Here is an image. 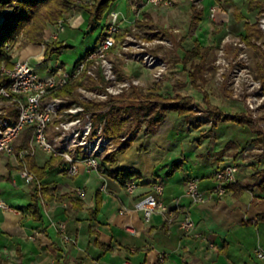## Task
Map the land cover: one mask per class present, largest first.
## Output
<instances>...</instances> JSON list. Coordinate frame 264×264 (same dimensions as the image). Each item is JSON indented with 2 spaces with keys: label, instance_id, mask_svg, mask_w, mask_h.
Returning a JSON list of instances; mask_svg holds the SVG:
<instances>
[{
  "label": "crops",
  "instance_id": "1",
  "mask_svg": "<svg viewBox=\"0 0 264 264\" xmlns=\"http://www.w3.org/2000/svg\"><path fill=\"white\" fill-rule=\"evenodd\" d=\"M214 1L207 0V5H212ZM183 2L190 5L189 28H199L201 21L194 26L191 21L194 11L202 10L189 0H173L175 15L184 8ZM132 3L137 4L140 20L134 21L120 14L122 31H132L143 39L162 37L173 45L171 36L175 40L184 37L186 46H190L188 43L191 40L192 44L194 38L199 40L196 35L193 39L187 34L176 36L168 28V21L163 19L160 12L162 5H154L149 0ZM157 14L161 17L160 23L156 22ZM225 21L224 12L218 13L215 23L218 24L217 32L221 34L217 42L226 32ZM153 24L156 27H152ZM137 28L142 29V33ZM176 58L168 57L181 66ZM116 63L120 78L137 77L142 81L139 86L142 92H148L156 82L138 61H124L118 57ZM36 67L38 70V65ZM49 70L46 69V73ZM163 79L158 81L161 92L166 94L162 90ZM149 81L152 84L146 90ZM178 83L173 86L175 90L187 86L186 82L184 85ZM237 102L242 112L247 113L243 104ZM164 114L166 116L150 134L146 135L143 129L140 137L147 139L148 145L157 144L161 149L151 157L152 168L146 170L149 174L147 178L141 175L136 160L123 158L136 139L126 150L116 154L117 161L112 170L139 174L134 180L137 185L132 194L124 190L114 175L102 177L95 172L86 173L82 165L79 172L71 176L66 172L65 162L47 167L45 175L35 181L36 185L27 184L20 175L23 164L30 169L27 158L22 161L1 153L0 195L21 212L0 208V259L6 264H121L125 259L130 264H264V258L257 257L255 252L257 246L264 250V194L255 186V174L264 168V151L251 142L255 134L244 146L232 140L223 145L217 137L227 121H216L215 124L203 122L196 128L191 125L193 120L187 121L173 110ZM180 130L186 133V147L177 143L181 141ZM21 135L15 144L19 143ZM205 139L209 140L208 145H205ZM143 140L137 146L135 142L139 151L144 150ZM29 157L30 162L43 166L50 156L37 150ZM237 157L246 158L247 163L243 168L239 166L236 181L221 197L214 196L205 203H193L185 194L187 179L196 178L199 187L207 191L214 186L212 175L215 169L235 163ZM190 164L191 167L188 166ZM102 182H106L105 191L99 189ZM154 182L163 186L159 198L167 209L156 211L146 220L140 211L135 210L134 203L150 192ZM35 186H45V194L39 202L40 218L34 216L28 207ZM78 187L85 189V198L81 201H77L73 194ZM56 195L64 198L59 201L53 198ZM98 200L99 206L94 213ZM121 209L125 212L120 213ZM186 214L195 222V228L188 233L179 227ZM58 222L65 224L67 241L57 228Z\"/></svg>",
  "mask_w": 264,
  "mask_h": 264
},
{
  "label": "built area",
  "instance_id": "2",
  "mask_svg": "<svg viewBox=\"0 0 264 264\" xmlns=\"http://www.w3.org/2000/svg\"><path fill=\"white\" fill-rule=\"evenodd\" d=\"M193 4L202 6V0H190ZM154 5L169 7L173 0H149ZM218 5L209 6L208 18L215 20ZM230 14L226 17V35L221 41L214 66L217 80L224 83L230 96L241 102L252 118L258 117V112L264 108V86L255 79L249 70V61L246 53V44L233 32ZM63 20L56 24V32L47 40L57 39L59 31L63 30ZM242 22H240V25ZM259 27L264 30V14L258 20ZM232 30V31H231ZM122 38L116 42L117 35ZM170 44L164 38L154 37L143 39L135 36L132 31H122L120 26V13L110 10L107 15L104 36L100 38L93 48L75 61L67 69L62 64H56L45 76H41L37 68L28 60L14 61L12 66H1V75L8 81L0 87V154L14 156L24 160L41 150L52 157L61 158L66 164V172L73 176L79 172L82 165L86 173L95 172L105 177L104 167L101 164L102 156L112 146V141L104 134L106 119L95 121V114L106 111L88 110L85 102H102L110 96L119 95L132 86L142 85L137 77L120 78L115 68L116 58L124 61H138L151 73L153 81L164 77L167 70V61L159 51L158 45ZM233 45L237 48V56L228 58L225 47ZM42 45L41 54L44 51ZM64 92V94H60ZM196 109V108H195ZM200 114V110L196 109ZM212 124V120L207 121ZM24 130L30 131L29 143L26 147L15 153V141ZM127 137L122 136L125 140ZM239 166L236 163L220 166L215 169L212 177L214 186L209 190H202L196 178L186 182L185 194L193 203H205L214 196L221 197L227 190V185L236 181ZM24 182L29 184L37 181L36 174L24 164L20 169ZM134 180L123 185L128 194L136 188ZM106 182L99 186L106 190ZM163 186L154 182L150 192L138 198L134 208L140 211L148 220L156 211H166V206L160 200ZM76 196L85 198V189H75ZM0 208L6 211L21 212L20 209L10 206L0 195ZM125 210L121 209L120 213ZM179 227L185 232L195 228V222L186 214L179 222ZM58 230L63 239L68 240L65 224L57 223ZM257 257L264 258V250L259 246L255 248ZM97 264V263H96ZM121 264H130L125 259Z\"/></svg>",
  "mask_w": 264,
  "mask_h": 264
},
{
  "label": "trees",
  "instance_id": "3",
  "mask_svg": "<svg viewBox=\"0 0 264 264\" xmlns=\"http://www.w3.org/2000/svg\"><path fill=\"white\" fill-rule=\"evenodd\" d=\"M115 1L116 0H93L91 5L88 6L78 5L75 0H0V70L2 65L12 66L14 63L12 53L10 52L12 47L18 49L20 46L26 44H41L45 47L43 51L44 59H49L54 53L66 47L67 44L58 38L51 40L44 39V29L50 25L56 26L60 19L65 21V19H63L65 14L71 13L79 6L89 14L88 24L90 30H93L98 26L97 20L104 15L106 10H108ZM218 1L219 0H215L214 3ZM224 1L228 2L227 0ZM218 3L222 5L221 1ZM246 4L249 11H256L258 13L264 11V0H247ZM230 5L233 4L230 3ZM232 12V28L251 48L254 62V74L261 80L262 86H264V51L255 45L252 40L253 38L260 37L261 31L256 21L250 22L245 20L244 15L235 6ZM202 18V11H194L191 21L192 26H194L197 21H201ZM240 22H242L241 25ZM105 27L106 23L101 27V33L96 38L95 43L104 36ZM216 31L218 30L216 29ZM171 37L174 41V48L176 51L175 57L179 59L183 70L186 71L188 82L194 88L201 89L206 80L204 74L209 67L208 57L214 47V43L202 45L198 39H195L190 46H186L183 42L184 37L179 40H175L173 36ZM121 38V34L117 35L116 42ZM173 60L175 63V59ZM115 68L117 71V63L115 64ZM7 81L8 78L5 75H1L0 71V87L5 85ZM178 85H184V83L179 82ZM201 91L203 92V100L209 110L208 114L211 116L216 113L213 124H215L216 121H232L248 127L255 134L251 142L261 147L262 151H264V130L257 126L256 119L245 112L230 114L222 111L219 107L210 103L208 94L203 89H201ZM84 105L88 110H101L107 108L106 111L95 114V121L101 118L106 119V124L103 129L104 134L115 142L117 148L113 150L112 154L104 156L101 160V164L104 167V173L114 175L122 185L127 181L137 179L139 176V174L134 171L111 169L117 161L116 154L126 150L133 141V137L122 140L120 137L122 133L137 132V130L144 125V133L146 135L150 134L160 123L163 114L167 110L175 111L187 121L198 118L196 110H194L192 106V96L179 92H176L174 95L162 93L159 81L154 82L148 92H142L139 86H132L128 92L110 96L107 100L102 102H85ZM127 115L129 118L126 117ZM21 134L19 143L14 146L16 154L29 143L30 131L24 130ZM26 158L29 168L36 174L38 179H41L45 175L47 167H52L55 164L62 165L64 162L59 157L50 156L43 166H37L33 162H30L29 156ZM255 178V186L264 194V168L257 171ZM188 180L189 179H187L186 182ZM33 184L36 185V182L34 181ZM231 185H233V183L228 184L227 188ZM43 194H45V186H41L40 188L35 186L31 195V202L28 205L30 212L38 218L41 216L39 202L40 199L43 198ZM73 194L77 201H81V199L76 196L75 190ZM53 198L60 201L64 196L56 195L53 196ZM98 206L99 200L94 207V213L97 211ZM0 264H6V262L0 259Z\"/></svg>",
  "mask_w": 264,
  "mask_h": 264
},
{
  "label": "rangeland",
  "instance_id": "4",
  "mask_svg": "<svg viewBox=\"0 0 264 264\" xmlns=\"http://www.w3.org/2000/svg\"><path fill=\"white\" fill-rule=\"evenodd\" d=\"M92 1L93 0H75V2L78 5H88V6L91 5ZM220 1L222 2V5L218 3ZM227 1L228 2L224 0H219L218 2H215L218 5L217 14L220 12H224V15L226 18L227 12H228L230 14V21H232L231 19L232 13H233L232 11H233V7L235 6L241 13H243L244 18L246 20L250 22L256 21L259 27L258 20L261 17V15L264 14V11L260 13L256 11H249L247 9V4H246L247 0H227ZM230 3H232L233 5H230ZM193 6L202 10L203 18L201 20V26H199V28H195L192 30L189 28V19H190V5L189 4L184 3L183 5L184 8L182 9L181 12L177 11L176 15H175V6L172 7V5L169 7H162L160 12H162L163 14V19L168 21L169 23L168 25H170L168 26V28H171L173 33L176 36H181V35L183 36L187 34L189 38L193 39L196 35L199 37V41L201 42L202 45H207V43H214V47L211 50L210 55L208 57L209 67L207 68L204 74L206 80L203 83L201 89H203L208 94L210 103L212 105H218L225 112L230 113V114H233L235 112H242V107H240L241 105L238 104V102L230 96V94L228 93L229 91L226 89L224 83L217 80L216 78V72H215L216 67L214 66V61L216 58L217 51L221 47V41L223 37L226 35V32L225 34L222 33V36L219 42H217V37L220 36L221 32L216 31L218 24L215 23V20H211L208 18V11H209L210 4L207 5V0H203L202 6L198 7V5L196 4H193ZM136 7H137V4L132 3L131 0H116L110 6V8L106 10L104 15L100 19L97 20L98 26L95 29L90 30V26L88 24L89 14L78 6L71 13L65 14V16L63 17V19H65V21L63 22L64 28L58 33L59 40L64 41L67 44L66 47L62 48L57 53H54L49 59H46V60L44 59V55L40 53L42 49L41 44H26V45L20 46L18 49L16 47H12L10 49V52L12 53L13 61L28 60L35 67L36 65H38V70L41 76H45L46 69H52L55 67L56 64L58 65L62 64L67 69H69L72 67L73 63L76 60H78V58H81L88 49L93 48L96 38L101 33V27L107 21L106 15L108 11L112 9L117 10L121 15L124 14L125 16L130 17L135 21V20H140V14H141L137 12ZM158 15L159 14H157V16ZM160 19L161 17L158 16L156 18V22L160 23ZM232 25L233 23H231L230 28L232 27ZM177 26L179 28L178 30H175ZM224 26H226V24ZM152 27H156V26L153 24ZM259 29L261 31V36L258 38H253L252 40L255 45H257L258 47H260L262 51H264V30H262L260 27ZM44 30H45L44 31L45 34H43V37L44 39L47 40L53 33L56 32V27L54 25H50ZM137 30L140 33H142V29L137 28ZM224 30H226V27ZM235 33L236 32L233 30V32H231L230 34H235ZM195 39L196 38H194V40ZM191 42L192 41L190 40L188 45H191ZM160 46L162 45L156 46L155 50L159 51L161 55L163 56V58L167 61V70H166V73L164 74L162 90L166 92V94H169V95H174L176 93L175 91L178 90L179 93H182V94L185 93L193 97L192 106L194 110L199 109L200 114H198L196 111L198 118L194 119L191 122V125L194 124V126H196L197 128L200 126V124H202L204 121H207L209 119H211L214 122L216 113L213 114L214 116L213 115L210 116L208 114L209 110L207 109V106L203 100V92L201 91V89H196L192 87L188 83V77H187L186 71L183 70V68H181L179 64H175L168 59V57L175 58L176 52H175L174 45L172 43L166 44L162 46L161 50H158V47ZM225 52L228 58L233 59L237 56L238 50L235 46L229 45L225 47ZM246 53H247V57L249 61V70L252 76L261 82V80L257 78L254 74V70H253L254 62H253L252 50L247 44H246ZM177 81L183 82L184 84L186 82L187 86L181 87L175 90L173 86L177 83ZM151 84L152 82L150 81L147 82V86L145 89L147 90V88ZM60 94H64V92H61ZM247 114L250 115L249 113ZM257 115L258 117L255 118L257 120V126L260 129L264 130V108H262L258 112ZM165 116L166 114H163L162 117H165ZM126 117H128V115ZM194 126H191V128ZM143 127L144 125H142L140 129L137 130V132L122 133L120 137L126 136L127 139H130L132 137H133V140L136 139V141L132 143L129 152L123 155V158H125V160L126 159L136 160V165L138 166L141 172V175L147 178L149 174L146 170L148 168L149 169L152 168L151 167L152 166L151 157L155 153H159L160 152L159 150L161 149L157 147V144L156 145L151 144L150 146L147 144V141H148L147 139L143 140L142 138H140L143 135V129H144ZM221 129H222L221 134L220 136L218 135L217 138H218V141L222 143L223 145H226L229 140H232L240 144L239 146H244V143L251 137V135H253V132L248 127L242 126L241 124H238L232 121H227V123H223V127H221ZM207 132H205V134ZM178 135H181V138H180L181 141L177 143L182 147H186L187 146V142L185 141L186 133H183V131L180 130L178 131ZM221 138H223L224 140H222ZM141 140H143L144 150L139 151L137 150L136 146L141 142ZM111 141H112V146L108 150H106L104 156L108 154L109 155L112 154L113 150L117 148V145L115 144V142L113 140ZM205 141H206L205 145H208L207 141L209 140L205 139ZM135 142H136V146H135ZM235 163L238 166H241L243 168L244 165L247 163V161H246V158L244 157H237ZM191 164L188 166L191 167L192 166ZM157 167L158 169H160L161 166L158 165ZM209 173L210 172H208L207 174ZM86 199H87V196H86Z\"/></svg>",
  "mask_w": 264,
  "mask_h": 264
}]
</instances>
